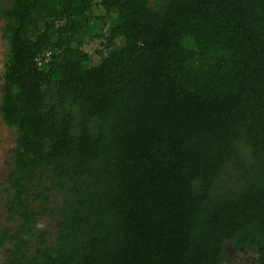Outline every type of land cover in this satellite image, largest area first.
Wrapping results in <instances>:
<instances>
[{
  "label": "trees",
  "instance_id": "16d2710c",
  "mask_svg": "<svg viewBox=\"0 0 264 264\" xmlns=\"http://www.w3.org/2000/svg\"><path fill=\"white\" fill-rule=\"evenodd\" d=\"M0 30L1 264H228V244L264 264V0H0Z\"/></svg>",
  "mask_w": 264,
  "mask_h": 264
},
{
  "label": "rangeland",
  "instance_id": "374dc122",
  "mask_svg": "<svg viewBox=\"0 0 264 264\" xmlns=\"http://www.w3.org/2000/svg\"><path fill=\"white\" fill-rule=\"evenodd\" d=\"M196 31L199 39H204L207 37H216L218 33V29L215 23L212 22H200L196 26ZM85 30H77L73 33L74 37H72L71 43L79 42L80 37L84 35ZM8 48L5 40L2 38V31L0 30V104H1V96H2V84H3V74L5 70V61L7 58ZM52 116V117H51ZM53 116L55 120H58L59 115L54 111L53 115H48L46 111H43L39 115H36L33 118V125L35 127H40L44 123L49 122L50 119L53 120ZM91 124V123H90ZM94 125V123H92ZM92 124L90 128H92ZM16 147V134L14 128H10L3 117L0 114V228L9 227L13 228L15 226L14 223L7 222V214L5 213L4 206L5 202L8 199L9 195L6 192L8 188L7 177L9 172L13 168V150ZM245 156H247L245 154ZM246 169L248 168L245 165ZM233 167H230L227 170L222 172L220 177V183L218 185L219 190L227 189L230 190L233 188L236 182L241 179V174H238ZM244 171V170H243ZM246 174V173H245ZM252 179V173L246 174V178L243 184L249 182ZM44 183H42V187H44ZM222 193H226L225 191H221ZM61 195L59 193H52L51 197V205L49 206L48 212L44 215H40L39 221L37 223L38 230H47L50 232L48 242H52L56 238V234L58 231V222L60 221V213L59 208H61ZM39 205L40 203L37 202ZM10 247L8 244L5 248L0 249V264L3 259L6 257V249ZM226 250L228 256L231 258L228 264H253L254 256H243L237 255L234 247L230 244L226 246Z\"/></svg>",
  "mask_w": 264,
  "mask_h": 264
},
{
  "label": "built area",
  "instance_id": "2783aa9c",
  "mask_svg": "<svg viewBox=\"0 0 264 264\" xmlns=\"http://www.w3.org/2000/svg\"><path fill=\"white\" fill-rule=\"evenodd\" d=\"M50 56V52L44 51L40 57L37 58L38 64L43 66V61L47 62L48 58Z\"/></svg>",
  "mask_w": 264,
  "mask_h": 264
}]
</instances>
